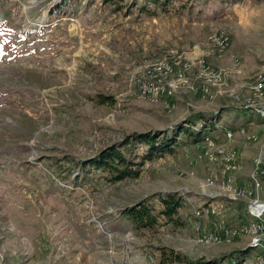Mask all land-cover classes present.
Masks as SVG:
<instances>
[{"label":"rangeland","instance_id":"obj_1","mask_svg":"<svg viewBox=\"0 0 264 264\" xmlns=\"http://www.w3.org/2000/svg\"><path fill=\"white\" fill-rule=\"evenodd\" d=\"M116 1L0 0V264H158L161 249L194 260L244 248L242 264H264V241L250 247L264 224V0H173L166 12L148 5L152 15L142 0ZM197 113L216 116L213 130L137 179L108 184L67 162ZM165 193L184 198L180 227L135 231L120 214Z\"/></svg>","mask_w":264,"mask_h":264},{"label":"trees","instance_id":"obj_2","mask_svg":"<svg viewBox=\"0 0 264 264\" xmlns=\"http://www.w3.org/2000/svg\"><path fill=\"white\" fill-rule=\"evenodd\" d=\"M142 1V4L138 7L139 12L152 15L154 12L150 10L148 5H152L154 10L158 9L161 12H166V9L171 5L173 0ZM238 1L241 0H230L232 3ZM253 1L257 2L259 0ZM103 2L113 4L115 10L121 9L116 0H103ZM65 3L66 0H62L55 9L61 8ZM95 101L98 104H112L113 98L99 95ZM215 117L213 114L197 113L189 116L182 122V125H177L169 131L132 132L125 134L117 140L100 147L87 159L78 161L68 159L67 162L75 167H79L82 171L86 168L99 171L102 180L108 184H115L124 180H134L139 177L141 168L145 163L160 159L166 155H172L180 147L196 145L201 142L213 130L216 123ZM151 200L158 203L159 207L155 208L151 204ZM183 202L184 198L176 193L156 194L149 198L138 200L134 204L123 208L120 214L135 231H152L158 226L160 219H163L168 224L180 227L183 225V222L179 216V211L182 205H184ZM228 203L230 205L237 204L241 207L240 209L238 208L239 214H237V217L238 219L240 218L239 221H242L245 218L243 203ZM246 250L245 248L240 249L215 259L201 257L190 260L172 250L161 249L158 264H242L247 258L242 257Z\"/></svg>","mask_w":264,"mask_h":264},{"label":"bare ground","instance_id":"obj_3","mask_svg":"<svg viewBox=\"0 0 264 264\" xmlns=\"http://www.w3.org/2000/svg\"><path fill=\"white\" fill-rule=\"evenodd\" d=\"M261 209L264 210V208H261ZM257 210H254L253 213H257L256 212ZM263 225L264 224H261L260 227L257 229L256 232H257L258 235L252 240L250 247H254V246L260 247V246H262V243L264 241V226Z\"/></svg>","mask_w":264,"mask_h":264},{"label":"crops","instance_id":"obj_4","mask_svg":"<svg viewBox=\"0 0 264 264\" xmlns=\"http://www.w3.org/2000/svg\"><path fill=\"white\" fill-rule=\"evenodd\" d=\"M247 125H249V126H251L250 128H249V130H251V131H253V132H259V130L257 129L258 127H256V125H250V124H247ZM253 126V127H252ZM255 127V128H254ZM260 134V133H259ZM254 143L255 142H248V147L247 148H254ZM248 150V149H247ZM253 157H254V155H253ZM253 157H252V159H253ZM252 159H251V163H250V167H249V171H250V168H251V166H252ZM245 163L247 162L246 160L244 161ZM249 171H248V173H249Z\"/></svg>","mask_w":264,"mask_h":264},{"label":"built area","instance_id":"obj_5","mask_svg":"<svg viewBox=\"0 0 264 264\" xmlns=\"http://www.w3.org/2000/svg\"><path fill=\"white\" fill-rule=\"evenodd\" d=\"M264 226V225H263Z\"/></svg>","mask_w":264,"mask_h":264}]
</instances>
